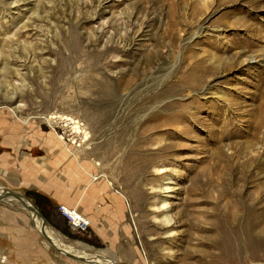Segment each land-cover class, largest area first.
Returning <instances> with one entry per match:
<instances>
[{"label":"rangeland","instance_id":"obj_1","mask_svg":"<svg viewBox=\"0 0 264 264\" xmlns=\"http://www.w3.org/2000/svg\"><path fill=\"white\" fill-rule=\"evenodd\" d=\"M51 114L88 132L59 139L64 159ZM7 189L106 264H264V0H0ZM23 202L0 197V264H99L55 250Z\"/></svg>","mask_w":264,"mask_h":264},{"label":"bare ground","instance_id":"obj_2","mask_svg":"<svg viewBox=\"0 0 264 264\" xmlns=\"http://www.w3.org/2000/svg\"><path fill=\"white\" fill-rule=\"evenodd\" d=\"M51 118H52L51 116L48 117V118L44 116V120L50 126V129H52L55 133H57V131L55 130V127L57 126V124L64 123L65 125H70V131H71L72 137H70V135H68L69 138L67 139L68 140V142H67L64 137L59 136L58 133H57L58 140L55 141L56 137H55L54 133L51 132V138L49 139V141H51L53 143L54 142L55 143L57 142L60 145V143H59V139H60L63 142H66L68 144H69V141H70L71 142L70 144L72 146H75V147L76 146H81V147L83 146L81 144V142H84L88 138V132L86 131V127L84 126L83 123H80L79 120H73L72 117L64 116V115H58V114L54 116V119H51ZM172 120L173 121H176L175 118H172ZM73 137L76 140H73ZM77 138H79V143H77ZM76 151H77V148H74L73 151H72V153H71V158H74V160H77V157H78V154H77ZM78 151H80V150L78 149ZM162 181H164V183H161L160 184V187L163 188V189H165L166 192H168V189L171 188V186L169 184V182H171V176H170V174H164V176L162 178ZM5 195H6V193H5ZM9 197L15 198V197H12V196H9ZM9 197H7V198H9ZM15 199H17V198H15ZM23 199L25 201L24 202L25 209L27 210V212H29L32 215L33 219H35L34 220V225L35 226H38V228H39L38 229L39 230L38 233L41 234V232L47 231L48 234L46 232H45V234H47V236L51 239L52 243H54L55 246H57L58 248H60L62 250H66V251H68V252H70V253H72V254H74L76 256H79L81 258H85V260L87 262H89V260H90V262L91 261H94V262L99 263V264H106L105 259H104V256L102 255L103 253L100 250L94 251L90 247L85 246V245H82L81 243H75V244H72V245H69V246L68 245H65V243L61 239V236L59 235L58 232H54L53 233L52 231L47 230V228L48 229H50V228H49L48 224L47 223H44L43 222V219L35 212V206H31L30 207L29 202L32 203V201L30 199L26 198L25 196H24ZM158 204H160V207H158V208H159L160 214L162 216L163 222L169 223L170 222V215H169V211L170 210H169V207H168V204H169L168 197L167 196L161 197L158 200ZM63 209H64V211L66 213H68L69 215H71L74 219H77V218L78 219L79 218L84 219L79 214H77L79 216L78 217L76 214L72 213L69 210H68L69 212H67V210L65 209L64 206H63ZM108 264H115V263L109 262Z\"/></svg>","mask_w":264,"mask_h":264},{"label":"crops","instance_id":"obj_3","mask_svg":"<svg viewBox=\"0 0 264 264\" xmlns=\"http://www.w3.org/2000/svg\"><path fill=\"white\" fill-rule=\"evenodd\" d=\"M11 121V120H10ZM9 120H8V122H10ZM51 132H49L48 133V135H47V147L48 148H50L51 150H53V151H56V153H57V156L60 158V159H64V158H67L68 156L67 155H65L61 150H59L58 148H53V147H60L61 145H59L57 142L55 143H53V142H51V141H49L48 139L50 138V136L49 135H51L50 134ZM38 153H40L39 151H37ZM71 158V157H70ZM65 165V164H64ZM66 170L65 171H63V174L65 175V177L67 176V168L66 167H64ZM81 170H83V169H81ZM86 171V170H85ZM85 171H81V173H76L75 175H73L74 177H80V179L81 178H83V176H85L86 177V175H85ZM84 174V175H83ZM47 177V175H45V178ZM61 178V175H59L58 176V179H60ZM25 185H26V183H25ZM90 185V184H89ZM30 187H32V188H38V187H43V188H45L44 186H43V184H39V185H37V184H30L29 185V188ZM104 186H103V184H99L98 186L96 185L95 187H93V189L92 190H97V191H100L102 188H103ZM88 188V187H87ZM49 193H50V195L52 196V198L54 197V196H57L56 195V193H57V190L55 191V190H51V191H49ZM83 197V196H82ZM80 200H82V198H80ZM67 205V204H66ZM68 206H71V205H68ZM77 208V207H76ZM81 216V215H80ZM87 217V216H86ZM88 218V217H87ZM89 218L90 219H92V217L89 215Z\"/></svg>","mask_w":264,"mask_h":264},{"label":"water","instance_id":"obj_4","mask_svg":"<svg viewBox=\"0 0 264 264\" xmlns=\"http://www.w3.org/2000/svg\"><path fill=\"white\" fill-rule=\"evenodd\" d=\"M9 196L15 197V198L19 199L20 201H22L23 198H24V196L21 195L20 193L15 192V191H12L10 189H7L6 195L0 196V197L1 198H4V197H9ZM23 204H24V202H23ZM35 212L43 219V222L46 223L45 219L43 218V216L41 215V213L37 210V208H35ZM41 234L43 235V237L45 238V240L48 242V244H50L55 250H57L61 254L65 255L67 257H70V258L79 260V261L86 262L85 258H81L79 256H76V255H74V254H72L70 252H67L65 250H62V249L58 248L57 246H55L54 243H52L51 239L47 236V234H45V232H41Z\"/></svg>","mask_w":264,"mask_h":264},{"label":"built area","instance_id":"obj_5","mask_svg":"<svg viewBox=\"0 0 264 264\" xmlns=\"http://www.w3.org/2000/svg\"><path fill=\"white\" fill-rule=\"evenodd\" d=\"M55 115H56V114H55ZM55 115H52V114H51V115H50V116L52 117L51 119H54V116H55ZM50 116H47V118L50 117ZM61 209L63 210L64 214H66V215L69 217V219H70V221H71V225H72L75 229H77V230H81V231H84V230H86V228L89 227L90 223H89L88 219H82V218L74 219L71 215H69L68 213H66V212L64 211L63 207H61Z\"/></svg>","mask_w":264,"mask_h":264}]
</instances>
